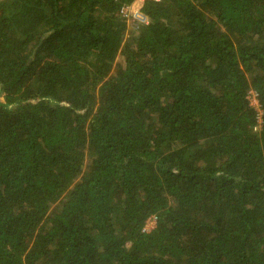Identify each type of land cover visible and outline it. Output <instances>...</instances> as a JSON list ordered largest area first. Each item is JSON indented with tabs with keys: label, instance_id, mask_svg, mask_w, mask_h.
I'll return each instance as SVG.
<instances>
[{
	"label": "trees",
	"instance_id": "obj_1",
	"mask_svg": "<svg viewBox=\"0 0 264 264\" xmlns=\"http://www.w3.org/2000/svg\"><path fill=\"white\" fill-rule=\"evenodd\" d=\"M135 1H0V264H264V0Z\"/></svg>",
	"mask_w": 264,
	"mask_h": 264
},
{
	"label": "built area",
	"instance_id": "obj_2",
	"mask_svg": "<svg viewBox=\"0 0 264 264\" xmlns=\"http://www.w3.org/2000/svg\"><path fill=\"white\" fill-rule=\"evenodd\" d=\"M1 1V0H0ZM146 1H155L158 2L160 0H136L130 7L123 9L122 13H121V17L122 19L128 21V23L130 25H137V24H147L149 23L148 18L142 13L141 9H142V5L144 2ZM251 97H253V100H251ZM249 100L251 105L256 108V110L258 112H260L259 110V104L256 98V95L253 92L249 93ZM259 120H260V115H259ZM150 225H152V228H155L156 225V219L151 218L148 220L145 230L147 229V227H149Z\"/></svg>",
	"mask_w": 264,
	"mask_h": 264
},
{
	"label": "rangeland",
	"instance_id": "obj_3",
	"mask_svg": "<svg viewBox=\"0 0 264 264\" xmlns=\"http://www.w3.org/2000/svg\"><path fill=\"white\" fill-rule=\"evenodd\" d=\"M133 26H135V25H133ZM133 26H132V25L130 26V27H131V30L133 29V28H132ZM251 100H253V97H251ZM249 101H250V100H249ZM255 110H256V108H255ZM151 228H152V225H150L149 227H147L146 231H150Z\"/></svg>",
	"mask_w": 264,
	"mask_h": 264
}]
</instances>
